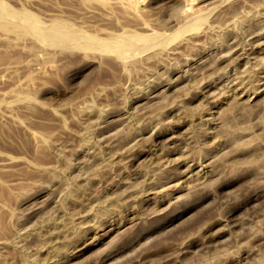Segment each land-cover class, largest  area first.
Here are the masks:
<instances>
[{"label":"rangeland","instance_id":"obj_1","mask_svg":"<svg viewBox=\"0 0 264 264\" xmlns=\"http://www.w3.org/2000/svg\"><path fill=\"white\" fill-rule=\"evenodd\" d=\"M0 15V264H264V0Z\"/></svg>","mask_w":264,"mask_h":264},{"label":"bare ground","instance_id":"obj_2","mask_svg":"<svg viewBox=\"0 0 264 264\" xmlns=\"http://www.w3.org/2000/svg\"><path fill=\"white\" fill-rule=\"evenodd\" d=\"M127 1V0H126ZM90 9V7H89ZM93 10V9H92ZM7 12V14L10 16V17H14L16 16V13H14V11H10V10H5ZM85 12V11H84ZM236 12V11H235ZM88 13V12H87ZM88 15V14H87ZM1 16V15H0ZM3 16V15H2ZM86 17V16H85ZM26 21H31V18H28V19H25ZM186 22V21H185ZM202 22V21H201ZM27 23V22H26ZM197 23V22H196ZM37 26V25H35ZM20 28V27H19ZM155 29V28H154ZM160 29V28H159ZM165 29V28H164ZM156 30H158L156 28ZM167 30V29H166ZM155 31V30H154ZM162 32V31H161ZM38 33L40 34V36L46 41V42H49V43H53V44H56L57 46H61V47H69V46H72V44L74 43H78V41L81 39V37H79V35L75 34V33H72L69 31V27L64 24V23H60L58 25H56L55 27L51 28V29H48V30H39L38 29ZM134 33V32H133ZM163 33V32H162ZM170 33V32H169ZM132 34V32H131ZM138 34V33H137ZM141 34V33H140ZM138 34V35H140ZM153 34V33H152ZM166 36V35H165ZM164 36V37H165ZM109 37V35H108ZM112 37V36H111ZM153 37V36H152ZM115 38V37H114ZM133 38H135V40H138V39H144L145 37L143 36H134ZM161 38V37H160ZM120 39V38H119ZM124 39V38H123ZM152 39V38H151ZM91 39H88V42L86 43L87 46H94L95 43H92V41H89ZM96 41V39H94ZM93 40V41H94ZM112 40V39H111ZM146 40V39H145ZM153 40V39H152ZM151 40V41H152ZM116 41V40H115ZM126 41V40H125ZM161 41V40H160ZM100 43V42H99ZM106 43V42H105ZM105 43H100L98 45L99 49L101 50H106L109 48V46L111 45V48H117L118 50L122 51V52H125V51H129L132 46L131 43H124V44H118V43H111V44H105ZM135 43V42H134ZM85 44V46H86ZM138 44V43H137ZM77 45V44H76ZM79 45V44H78ZM86 46V47H87ZM145 46V45H144ZM95 49V47H94ZM98 49V50H99ZM139 50V49H138ZM137 50V51H138ZM142 50V49H141ZM139 52V51H138ZM123 54V53H122ZM126 56V55H125ZM128 57V56H126Z\"/></svg>","mask_w":264,"mask_h":264}]
</instances>
